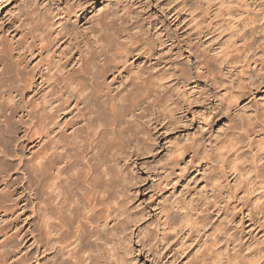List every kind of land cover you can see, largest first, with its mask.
Segmentation results:
<instances>
[{
    "label": "bare ground",
    "instance_id": "6f19581e",
    "mask_svg": "<svg viewBox=\"0 0 264 264\" xmlns=\"http://www.w3.org/2000/svg\"><path fill=\"white\" fill-rule=\"evenodd\" d=\"M3 3L0 0V6ZM230 3L225 12L229 27L234 28L230 21L242 15ZM36 6L31 3L23 8L14 21L19 31L8 36L11 42L0 44V147L5 155L23 162L27 174V184L20 185L17 177L6 179L9 167L0 164V264H264V246H246L243 256L228 252L227 243H221L209 228L211 233L204 230L207 224L200 222L204 209L196 208L193 194L189 193L186 200L174 196L181 172L186 169L181 165L186 154L184 146L166 150L167 162L153 167L152 172L145 169L148 163L146 166L145 161L140 162L141 169L147 170L150 185L156 188L150 191L148 204L136 203L145 179L137 162L154 153L156 147L151 142L157 133H151V129L156 130L157 124L169 117L174 104L171 86L179 83L182 71L174 62H164L159 56L162 50L142 37L143 30L137 25L140 21L135 20L131 9L133 2L116 4L112 10L110 7L104 13L103 24L99 23L103 18H96L100 27H93L88 35L82 32L79 40H69L61 49L52 47L66 36L67 29L75 27L72 18L77 19V12L69 10L58 17L52 29V24L39 20L28 22L32 20H27L29 14L45 18ZM240 16L235 29L236 25L244 26L245 18ZM51 34L53 44L49 46ZM222 53L219 61L226 58L227 53ZM20 133V137L15 136ZM21 145L30 151L26 161L18 156ZM240 153L233 155L234 163L229 165L237 177H245L250 194L259 190L257 200L263 211L264 176L248 169L259 168L255 161L260 159L253 155L249 164L242 162L247 168L238 167ZM193 154L188 162H192ZM220 156L225 163L230 160L223 153ZM169 190L174 191L173 198L164 196ZM28 198L31 253L24 244L27 233L21 226L23 219L18 217L27 208ZM198 241L210 242L207 252L199 248Z\"/></svg>",
    "mask_w": 264,
    "mask_h": 264
},
{
    "label": "rangeland",
    "instance_id": "374dc122",
    "mask_svg": "<svg viewBox=\"0 0 264 264\" xmlns=\"http://www.w3.org/2000/svg\"><path fill=\"white\" fill-rule=\"evenodd\" d=\"M126 1L128 2H125V0H4V3L0 6V44L5 45L11 42L8 36H15V30L19 31V28L14 23L15 18L25 10L23 8L26 5L31 3L32 7L35 4L38 6L35 8L36 11L38 10L37 12L40 14L42 13L41 15L46 14V16L44 15V19H38L33 15L29 16L30 14L27 15V20L32 19L28 22L31 21L32 23L38 22L39 20L45 25H51L58 17L64 16V13H67L69 10H75L77 12V19L72 18L73 21H75V27L67 29L66 36L61 39L62 41L60 40L57 45L52 47H60L61 49L69 40H79L83 33L88 35L89 30L93 31L97 29V27H100L101 25L99 26V23L103 24L106 20V15H104V13L106 14L108 11L112 10V6L133 2L131 9L137 16L134 15L135 20L140 21L137 22V25L139 23L140 26L138 27L142 28L140 30H143L141 34L144 36H141L143 38L145 37L144 39L146 42L150 40L148 42L150 46L155 45L162 50L159 56H162L161 58L165 60L164 62H174L176 66H178L177 69L179 68L178 71H182L180 73L181 77L179 83L177 85L175 84V87L171 86L170 91L174 104L171 105L172 110L168 114L169 117H166L161 124L159 123L160 125L157 124L156 130L151 129V133H157L156 140L151 142L152 146L156 147L154 153L145 155L144 158H142L143 160L139 159L137 162L140 168L139 173H141L145 179L140 185V189L136 196V203L140 201L139 204L143 203L141 204L143 206L148 204L151 201L149 195L152 192L150 191H154L156 188L154 184V187L150 185V178H146L145 171L148 170V172H152L155 167L157 168L161 166V164H165L168 158L165 156H168L167 152H169L166 150H173L174 147L177 146L178 148L180 145L182 147L184 146L186 154L182 162L184 165H181L186 167V169L184 168V171H182L183 173L181 172L182 176L180 182L174 189L175 192L169 190L163 193L164 196L171 195L172 198L176 196L178 198L182 197V200H186L189 193L193 194L194 203L197 205L196 208L199 211L204 209L203 212L200 213L202 216H199L200 222L205 225L207 224L204 230H206V233H211L212 231L214 235L218 236L217 239L222 240L220 241L221 243H227L226 247L228 248L226 249H229L228 252L230 251L231 253V250H233L232 253L235 252L234 254L243 256V254L246 253V246L250 245L256 247L257 244L264 246V238L262 236L264 233V210L261 211L262 209L259 207L261 201L257 200V192H259V190L257 192L251 191L250 194V189L244 184L245 177H237L235 174L236 171L229 165L230 163H234H232V157L233 155L235 157L236 153L239 154L242 152L240 153V155H242L239 161L236 163V166L242 167L243 160L246 161V164H249V158H252L254 153L259 151L261 154L257 152V154L254 155V157L257 156L258 159H260V162H258L259 160L257 161L255 157V162L259 168L256 167V170H254L251 167V170L249 167L248 169L252 174L262 173L261 176H264V0H240L241 2L234 0L237 6L233 0H230L231 3L228 0ZM225 2L230 3L232 7H237L236 12L242 15H235L236 17L234 16V19L230 21V24H233L234 28L229 27V15L226 13L228 3ZM194 5L196 7H194ZM240 5H242L243 9ZM244 13H246L247 16ZM238 16L243 19L245 18L244 23H242L244 26L241 25L242 27H240V25H236L235 29V24H237L235 21H237L236 19ZM225 17H227L226 20ZM96 18L99 20L103 18L104 20H100V22L97 23ZM45 19L47 20L45 21ZM56 26L57 24H52L51 28L55 29ZM51 28L48 30L49 34L52 33ZM230 28H232V30L235 29V34L231 33L233 31H231ZM237 28L241 33L237 32ZM242 33L244 36H241ZM226 35L227 37L231 35L233 38H227ZM239 35L243 39L240 38ZM53 36L54 34H51V36L48 37L49 46L53 44ZM16 37H18V35H16ZM143 38L141 39L143 40ZM230 41H233L231 45ZM148 43H146L145 46H149ZM226 46L229 47L227 48ZM230 49L233 52L231 51L230 53ZM192 50L195 52L193 53ZM221 50H223L225 55L226 53L228 55L229 52V55H226V58H222L223 60L219 61L218 57L220 53H222ZM224 53H222V55H224ZM237 60H240L239 62L241 63H238ZM136 63L135 61V64ZM229 63L230 65H228ZM14 80L17 81L16 78ZM107 80L109 81L110 78ZM231 94L233 95L231 96ZM0 126H3L1 122ZM15 136L20 137L21 133ZM259 139H261L262 142H260L261 140ZM20 141L21 140L18 139L16 143L19 144ZM25 142L27 143V141H23V144ZM191 145L193 148H191ZM167 147H170V149ZM239 147H241L242 151H239ZM18 148V156H21L23 159L22 161H26L30 156V151H27L29 148L25 149L23 145L18 146ZM236 149H238L237 152H235ZM0 150L1 166L7 165V167H9L8 170L6 168L8 171V177L6 176V179L17 177L20 185H26L25 176H27V174H25L23 162L19 163L17 157L5 155L1 147ZM218 152L219 155H217ZM222 153L227 159H230L228 162L225 163L224 160L221 159L220 155H222ZM192 154L194 158L192 162H188ZM217 157L219 158L218 160ZM246 158L249 161H247ZM141 161H145V165L148 163V166L146 165L148 168H145L147 170L144 171L141 169ZM158 162L160 165H158ZM245 165L243 166L247 168ZM206 166H209L208 169ZM239 177H241L240 181H236L239 180ZM221 183L224 184L221 185ZM151 187H153V189H151ZM26 191H28V189H26ZM171 192H174V196H172ZM176 193L177 195L179 193V195H175ZM243 193L245 196L242 195ZM27 196H29L28 192ZM147 200L148 202H146ZM217 201L219 203H217ZM27 202V208L21 210L18 213V217L23 219L21 226L23 227V232L27 233L24 244L29 246L31 243V235L29 234L31 230V203L29 198ZM218 207H221L218 209L219 211L217 210ZM204 230L199 232V237H201ZM198 242L199 248H201L203 252L204 250L207 252L208 246L210 247V242H203V244L202 241ZM204 246L207 247L204 248ZM31 249L32 247L29 246L27 252L31 253ZM22 253H24V251Z\"/></svg>",
    "mask_w": 264,
    "mask_h": 264
}]
</instances>
